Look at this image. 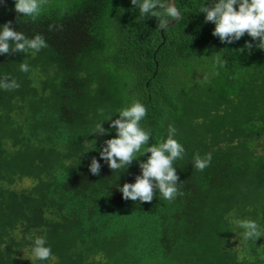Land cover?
I'll return each mask as SVG.
<instances>
[{
	"label": "trees",
	"instance_id": "16d2710c",
	"mask_svg": "<svg viewBox=\"0 0 264 264\" xmlns=\"http://www.w3.org/2000/svg\"><path fill=\"white\" fill-rule=\"evenodd\" d=\"M201 2L177 0L187 11L167 31L130 0H45L18 23L12 0L0 5V25L48 45L0 56V78L20 85L0 90V264H31L32 233L52 249L45 264H264V238L245 244L233 222L264 227V51L238 52L247 34L221 44L194 8ZM133 100L148 109L150 144L171 124L185 147L173 201L122 198L117 186L134 182L136 161L88 169L115 135L93 134L95 124ZM196 154H211L203 171Z\"/></svg>",
	"mask_w": 264,
	"mask_h": 264
},
{
	"label": "clouds",
	"instance_id": "9594fccd",
	"mask_svg": "<svg viewBox=\"0 0 264 264\" xmlns=\"http://www.w3.org/2000/svg\"><path fill=\"white\" fill-rule=\"evenodd\" d=\"M133 9L138 10L139 17L143 20L155 18L158 22L157 31H167L172 21L181 23L182 16L187 9H182L177 0H130ZM14 12L17 14V23L21 18L36 19L44 6L45 0H12ZM5 0H0L4 5ZM197 14L202 13L204 22L214 25L212 36L217 37L224 45H233L247 34L251 38L246 41L244 47L238 52L248 51L253 48L264 51V0H202L194 5ZM47 42L40 34L33 37L26 36L23 32L17 31L11 21L0 25V56L10 53L28 52L39 53L47 48ZM229 50L228 48H225ZM26 59L19 63V70L29 73L32 69ZM214 66L223 68L227 61L216 55ZM20 87L19 83L11 77L0 78V90H15ZM103 116V110H101ZM148 115L147 107L138 100H133L126 106L117 110V118L104 117L95 124L93 134L101 137L110 135V130H115L113 138L103 141L99 151V160L96 157L91 159L88 165L90 173L99 176L101 163L104 161L114 171L128 169L133 161L137 162L140 170L135 175L134 182L124 183L117 190L122 194L125 201H139L150 203L154 199V193H159L166 201H173L182 195L178 185L179 176L175 163L183 160L185 147L176 138V128L169 124L167 134L156 143L152 141V131L142 127L143 121ZM109 122V129L103 127ZM94 151H97L95 148ZM90 152L86 151L85 153ZM147 159L141 162V157ZM82 156V155H81ZM211 154L193 156L192 167L203 171L211 163ZM80 163V159H79ZM120 177V176H119ZM119 179V178H118ZM241 230L240 235L245 244L264 238V227L256 221L248 218L235 219L233 221ZM27 250L31 257V264H45L53 258L51 247L45 235L29 234Z\"/></svg>",
	"mask_w": 264,
	"mask_h": 264
},
{
	"label": "water",
	"instance_id": "95a60500",
	"mask_svg": "<svg viewBox=\"0 0 264 264\" xmlns=\"http://www.w3.org/2000/svg\"><path fill=\"white\" fill-rule=\"evenodd\" d=\"M175 23H176V21H172V22L170 23L169 27L172 26V25H174Z\"/></svg>",
	"mask_w": 264,
	"mask_h": 264
}]
</instances>
